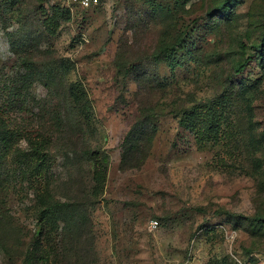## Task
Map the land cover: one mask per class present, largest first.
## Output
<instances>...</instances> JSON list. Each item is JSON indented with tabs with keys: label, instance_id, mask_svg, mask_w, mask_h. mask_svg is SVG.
<instances>
[{
	"label": "rangeland",
	"instance_id": "rangeland-1",
	"mask_svg": "<svg viewBox=\"0 0 264 264\" xmlns=\"http://www.w3.org/2000/svg\"><path fill=\"white\" fill-rule=\"evenodd\" d=\"M224 1L0 0V264H264V0Z\"/></svg>",
	"mask_w": 264,
	"mask_h": 264
},
{
	"label": "trees",
	"instance_id": "trees-1",
	"mask_svg": "<svg viewBox=\"0 0 264 264\" xmlns=\"http://www.w3.org/2000/svg\"><path fill=\"white\" fill-rule=\"evenodd\" d=\"M231 2V0H225L223 3H222V5L221 6H219V12H226L227 11V7H230V5H229V3ZM261 48H262V46H261ZM260 48V49H261ZM162 52H163V54H165V56L167 57V58H169V60H171V64L172 65H174V63L172 62V60H173V57H172V51H171V47L170 46H168V45H165L163 48H162ZM261 54H262V57H263V52L261 51ZM246 63L247 62H245V63H238L237 64V68H236V72H240V71H242L244 68H245V66H246ZM76 84L74 83V84H71V89H72V91H74L75 89H76ZM37 150H39L38 148H37ZM40 152V151H39ZM258 216H260V215H258V214H256V215H254L252 218L255 220V221H260V220H264L262 217H258ZM52 220V217H51V215H49L48 213H44L43 215H42V217H41V222L42 223H44L45 224V227L47 226V221H51ZM52 229H53V227L52 228H50L49 230H48V232L47 233H45L43 230L41 231V235L42 234H45L44 235V241H43V243L44 242H47L48 241V239L50 238V236H51V234H52ZM35 248H36V251L34 252V253H32V257H31V260L29 261V264H38V263H42V264H45V263H47L48 261H49V255H51V251H49V250H44V252L43 253H39V251L41 250V248H42V240H41V237L39 238V240L37 241V244H36V246H35Z\"/></svg>",
	"mask_w": 264,
	"mask_h": 264
},
{
	"label": "built area",
	"instance_id": "built-area-1",
	"mask_svg": "<svg viewBox=\"0 0 264 264\" xmlns=\"http://www.w3.org/2000/svg\"><path fill=\"white\" fill-rule=\"evenodd\" d=\"M72 6L80 7L83 9H88L90 7H95L100 4L101 0H67ZM152 225L156 227L158 221L154 220Z\"/></svg>",
	"mask_w": 264,
	"mask_h": 264
}]
</instances>
